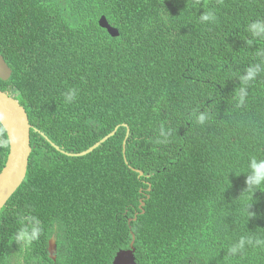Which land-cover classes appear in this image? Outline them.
<instances>
[{
	"label": "trees",
	"instance_id": "1",
	"mask_svg": "<svg viewBox=\"0 0 264 264\" xmlns=\"http://www.w3.org/2000/svg\"><path fill=\"white\" fill-rule=\"evenodd\" d=\"M180 4L170 16L162 0H0L13 71L0 89L33 125L27 177L0 213V264H52L54 233L58 264H112L133 232L138 264H264V184L247 182L264 160V34L251 30L264 0Z\"/></svg>",
	"mask_w": 264,
	"mask_h": 264
},
{
	"label": "water",
	"instance_id": "2",
	"mask_svg": "<svg viewBox=\"0 0 264 264\" xmlns=\"http://www.w3.org/2000/svg\"><path fill=\"white\" fill-rule=\"evenodd\" d=\"M100 24L107 28L112 35L118 34L103 16ZM12 75V68L9 66L0 49V78L8 80ZM0 121L6 127L8 137H14L10 143V154L8 161L0 173V211L7 204L9 199L17 191L24 182L29 166V159L32 152L31 145V129L32 125L26 108L13 96L0 89ZM116 130L108 134L106 137L98 141L89 149L80 153H67L73 156H82L94 151L101 143L115 135ZM129 135V130L127 136ZM126 141L124 142V144ZM11 155V156H10ZM141 173H143L141 171ZM144 202L142 203V206ZM56 242H51L50 251H55ZM113 264H137L134 248L120 250Z\"/></svg>",
	"mask_w": 264,
	"mask_h": 264
},
{
	"label": "clouds",
	"instance_id": "3",
	"mask_svg": "<svg viewBox=\"0 0 264 264\" xmlns=\"http://www.w3.org/2000/svg\"><path fill=\"white\" fill-rule=\"evenodd\" d=\"M163 1V3L165 4V5H171V8L169 9V10H167L165 13L166 14H168V15H170V16H172V13H173V11H174V8H175V6H177L176 5V2H177V0H172V3H170V1L169 0H162ZM182 2H183V0H181V4H180V11L182 12ZM103 17V16H102ZM101 17V18H102ZM105 17V16H104ZM100 18V19H101ZM106 18V17H105ZM100 19H99V24H100ZM200 19L202 20V21H209V20H212V19H214V17H213V15L211 14V13H206V14H202L201 15V17H200ZM106 20L108 21V19L106 18ZM115 30H117L118 31V34H116V35H112L109 31H108V29L107 28H105V27H103L101 24H100V26L101 27H103V28H105L107 31H108V33L110 34V35H112L113 37H120L121 35H122V32L123 33H125L126 35H128V33L124 30V22L123 21H121V23L120 24H118V25H113V24H111L110 22H108ZM248 27H246V29H247ZM252 29H254V30H258L260 33H263L264 34V27H262L261 25H259V24H256V23H254V24H251V30ZM10 66V65H9ZM3 91V90H2ZM5 92H7V91H5ZM9 95H11V96H13V97H15V95H13V94H10L9 92H7ZM75 95H76V92H75V90H72L71 92H69V93H67L66 94V96H65V98H66V100H67V102H71L74 98H75ZM19 102H20V100L17 98V97H15ZM21 103V102H20ZM22 104V103H21ZM23 105V104H22ZM24 106V105H23ZM25 107V106H24ZM26 108V107H25ZM27 110V109H26ZM28 112V111H27ZM29 115V114H28ZM30 118V117H29ZM204 116L203 115H201L200 116V121L202 122L203 120H204ZM3 120V116H0V121H2ZM31 122V121H30ZM31 125H32V123H31ZM32 128H33V125H32ZM6 127L5 126H3V125H0V137H3V135H4V133L6 132ZM32 130V129H31ZM11 140H14V137H8V138H2V139H0V145H3V146H7L8 144H9V147H10V141ZM48 141H50L51 142V144L54 146V143L51 141V140H48ZM100 141V140H99ZM98 142V141H97ZM96 142V143H97ZM106 142V141H105ZM95 143V144H96ZM104 143V142H103ZM102 144V143H101ZM100 144V145H101ZM31 145H32V141H31ZM99 145V146H100ZM93 146V145H92ZM98 146V147H99ZM97 147V148H98ZM56 148L57 149H60V147L59 146H56ZM90 148V147H89ZM88 148V149H89ZM61 150V149H60ZM87 150V149H86ZM85 151V150H84ZM32 152H33V146H32ZM31 152V153H32ZM93 152V151H92ZM80 153V152H79ZM91 153V152H90ZM9 154H10V148H9V152H8V155H7V158H6V161H5V164H4V167H5V165H6V163H7V161H8V158H9ZM11 156V155H10ZM83 156V155H82ZM30 158H31V155H30ZM29 164H30V159H29ZM4 167H3V169H4ZM249 168H250V175L248 176V180H247V182L249 183V185H250V189H251V186L252 185H255V186H260L261 184H264V160H257L256 158H252L250 161H249ZM2 169V170H3ZM2 170H1V172H2ZM137 170V169H136ZM28 171H29V166H28ZM138 171V170H137ZM0 172V173H1ZM138 173H139V178H141V176L142 175H144V172L143 173H141L140 171H138ZM27 174H28V172H27ZM27 177V176H26ZM26 179V178H25ZM25 181V180H24ZM23 184V183H22ZM19 189V188H18ZM17 189V190H18ZM10 200V199H9ZM144 202V205L142 206V204L140 205V208H142V210H141V212L142 213H144L145 212V208H144V206H145V204H146V202H145V200L143 199L142 200V203ZM8 203V202H7ZM7 205V204H6ZM5 205V206H6ZM4 206V207H5ZM3 207V208H4ZM2 208V209H3ZM1 209V210H2ZM0 213H1V211H0ZM138 218V215L136 214V216L134 217V218H129L130 219V221L132 220V219H137ZM133 234V239H132V242H131V245H130V247L129 248H124V249H126V250H128V249H132V248H134V255H135V259H136V263L138 264V262H137V256H136V246H135V241H136V234L133 232L132 233ZM35 235H36V231L35 230H33V232H32V234H31V236H28L27 235V233L26 232H21V237L22 238H25V239H31V238H34L35 237ZM52 241H54V242H56V247H55V251L53 252V253H51V251H50V248H51V242ZM248 243H251V241L249 240V241H247ZM257 243H261V241H257ZM244 245H245V239L244 238H242L241 240H240V242H239V244H237V245H234L232 248H231V252L232 253H235L238 249H242L243 247H244ZM120 250H122V249H120ZM119 250V251H120ZM118 251V252H119ZM47 252H48V257H49V259L52 261V264H58V262H57V259H58V237H57V234L56 233H54L51 237H50V239L48 240V246H47ZM117 252V253H118ZM117 255V254H116ZM116 257V256H115ZM115 257H114V259H115ZM114 259H113V262H114ZM113 262H112V264H113Z\"/></svg>",
	"mask_w": 264,
	"mask_h": 264
},
{
	"label": "bare ground",
	"instance_id": "4",
	"mask_svg": "<svg viewBox=\"0 0 264 264\" xmlns=\"http://www.w3.org/2000/svg\"><path fill=\"white\" fill-rule=\"evenodd\" d=\"M108 22H109V21H108ZM1 53H2V52H1ZM2 55H3V54H2ZM3 56H4V55H3ZM4 58H5V57H4ZM5 60H6V59H5ZM7 63H8V62H7ZM12 73H13V71H12ZM108 139H109V138H108ZM108 139H107V140H108ZM31 154H32V153H31Z\"/></svg>",
	"mask_w": 264,
	"mask_h": 264
}]
</instances>
